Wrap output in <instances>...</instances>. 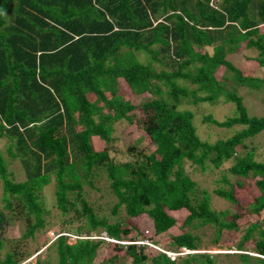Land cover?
<instances>
[{"label": "trees", "instance_id": "trees-1", "mask_svg": "<svg viewBox=\"0 0 264 264\" xmlns=\"http://www.w3.org/2000/svg\"><path fill=\"white\" fill-rule=\"evenodd\" d=\"M242 43L258 50L264 66V0H0V142L11 140L10 158L0 148V231L16 223L25 242L46 233L53 210L44 190L52 186L60 226L71 231L85 219L77 235L105 230L114 253L97 262L102 241L71 243L68 231L43 258L37 255V264H51L53 255L55 264H214L216 256L206 252L172 258L146 244L121 243L144 237V230L151 233L146 237L161 235L178 221L180 232L166 250L198 249L194 230L212 226L215 242L226 231L237 233V264H264V160L245 150V140L264 130V116H251L237 90H262L264 77L227 58ZM122 83L148 100L125 99ZM221 98L234 103V114L224 120L209 114L204 122L240 129L215 142L201 139L193 111L183 105ZM123 120L154 148L131 144L126 159L115 154L113 132ZM14 159L18 166L11 169ZM187 161L203 172L224 165L225 185L214 194L230 209L214 208L207 188L199 195ZM250 176L254 182L247 184ZM92 190L115 195L110 215L95 210ZM253 215L258 218L240 222ZM3 243L0 264H19L32 253L17 241L10 248Z\"/></svg>", "mask_w": 264, "mask_h": 264}, {"label": "rangeland", "instance_id": "rangeland-1", "mask_svg": "<svg viewBox=\"0 0 264 264\" xmlns=\"http://www.w3.org/2000/svg\"><path fill=\"white\" fill-rule=\"evenodd\" d=\"M210 52H213V47L208 46L206 48ZM259 52L255 48H248L246 47L245 43H242L240 49L235 52H230L227 55V58L240 70H242L244 73L250 74L251 76L255 77H264V66H261L259 62L256 60V57L258 56ZM144 57V54L141 55ZM161 67V65H159ZM121 82H124L121 80ZM229 88H231V84L228 85ZM264 88V87H263ZM238 93L239 95L243 96L244 102L248 108V112L251 116H264V89L257 90V89H249L246 85H241L238 87ZM120 93H122V96L125 99L130 100L133 103L139 104L141 102H144L148 100V97L143 95H138L135 93H132L129 91L128 87L125 84H121L120 86ZM184 108H190L194 113L193 122L196 126L197 133L201 137V139H205L210 142H215L219 139H226L232 136L236 130L240 129L239 126L235 127H221L209 122H204L205 116L212 114V116L218 120H224L226 117L231 116L235 112V105L231 101H224V98H221L216 103H209V102H186L183 105ZM130 126L127 121L123 120L115 125V131L113 132V135L116 137V141L114 142L115 145V154H117L119 157L126 159L129 157V154L127 153L128 146L131 144H135L138 146V148H142L144 146L147 147L148 150H152L154 148L153 145H150L148 143V140H145L143 142H139V139H137V135H134V133L130 132ZM11 143V140H5L4 138L0 142V148L4 150V154L8 156V151L6 149V145L8 146ZM246 147L245 150H253L256 157L260 160H264V130L256 135L255 137L248 138L245 140ZM230 163L225 164V168L228 167ZM18 166V159H14L11 163V169H14ZM199 165L196 163H192L190 161L185 162L184 168L186 173H188L194 180H197V187L199 188V195H201V191L203 188H207L211 194V202L214 208H217L219 210L223 209H230L231 204L228 201H223L222 198H220L218 195L214 194V190L217 188H220V186H224L225 184L222 183L220 180L222 178V173L224 172V165L222 167H219L218 169L213 168L212 165H208L207 169L203 172L201 169H199ZM15 174L19 175L20 179H23L25 175H22L21 173L18 174V172H15ZM247 184H250L254 182V178L252 176L248 178H244ZM98 187L102 190L103 184L98 183ZM3 187L2 182L0 180V195H3ZM51 191H53L52 186H47L44 190V199L46 200V206L52 209L51 213L46 218V225L44 226V230L46 233H43L40 235L39 239H31L28 242L23 241L20 238V235H18L17 230L14 228L17 226L16 223H10L9 225H6L4 229L0 231V239L4 240L3 247L6 246V248H10L8 244H10L12 241L19 242L22 245L27 246V248L30 249L32 252L28 256H26L24 259H22L19 264H37V255L39 253H42L41 258L44 257V251L46 250V247L50 244L51 241H53L57 236L62 234H67L68 230L67 228L60 226L58 220L59 215L57 209L55 210V207L52 208L53 202H52V196ZM92 192H95L93 199V203L95 205V210L98 212L99 215L111 214V209L113 205L116 203L117 198L112 192L109 193H102L98 192L97 190H92ZM245 194L247 192L245 191ZM243 193L237 194V196L242 199L246 200V196ZM89 199L92 197L91 194L87 196ZM177 217L185 216L186 213H183L182 211H175L174 212ZM118 217L117 215H115ZM125 216L124 211H121L119 217L123 218ZM257 215L253 216H246L240 219V222L245 224L246 222H251L257 219ZM114 220L115 217H112ZM85 225V219L82 221H79L76 225L73 226L72 230L70 231L69 235V241L71 243L76 242L78 238H91L94 241L101 240L102 243L99 246V250L97 253L96 261L100 262L104 258L110 257L113 252V245L110 242H115L113 239H104L103 236H107V233L105 230H103L101 233L93 232V233H85L81 235L78 234L79 227H84ZM179 221L178 224H176L173 228L166 231L165 233L157 236L146 237L151 236V233H145L144 230V237H139L137 240L139 243L147 242L149 244V249L147 251L154 252L157 250H163L166 251L168 246L169 237L174 236L176 234H179ZM195 232L199 233L201 243L200 247L195 252H206L212 256H216L214 264H237L238 260L237 257H232V254L237 253L238 245L237 242V233L234 231H226L221 238L215 242L214 238L216 237V234L214 232V228L212 226L203 227L200 229L194 230ZM60 232V233H58ZM82 236V237H80ZM7 241V242H6ZM45 241L44 245L42 247H38V244L40 242ZM136 241V240H135ZM121 243H128L125 240L121 241ZM248 247H250V244H247ZM4 248V249H6ZM41 248V249H40ZM248 253L257 255L255 252L250 251L249 248H244ZM177 251V250H175ZM191 250L190 252H194ZM158 252V251H157ZM243 252V251H239ZM188 253V250L186 249H179V251H169V254H171L172 258L179 256V255H185ZM54 262L52 261L51 264L56 263V259L53 255ZM130 259H127V262H129ZM117 264H121L122 261H117ZM43 264H47L44 262ZM50 264V263H48Z\"/></svg>", "mask_w": 264, "mask_h": 264}, {"label": "clouds", "instance_id": "clouds-1", "mask_svg": "<svg viewBox=\"0 0 264 264\" xmlns=\"http://www.w3.org/2000/svg\"><path fill=\"white\" fill-rule=\"evenodd\" d=\"M80 237H82V236H80ZM104 237V239H110L108 236H103ZM128 243H137V244H142V245H148L149 246V244L147 243V242H143V243H139V241L138 240H133V241H129ZM181 249H186V250H188V253L191 251V250H189V249H187V248H185V247H181ZM164 252H166L168 255H170L171 256V254H169V250H166V251H164ZM174 252H176V251H174ZM195 252V251H194ZM172 257V256H171ZM175 258V257H174Z\"/></svg>", "mask_w": 264, "mask_h": 264}]
</instances>
